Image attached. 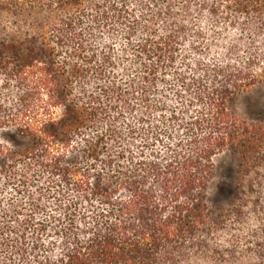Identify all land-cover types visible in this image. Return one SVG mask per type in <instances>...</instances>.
Returning <instances> with one entry per match:
<instances>
[{
  "label": "trees",
  "instance_id": "obj_1",
  "mask_svg": "<svg viewBox=\"0 0 264 264\" xmlns=\"http://www.w3.org/2000/svg\"><path fill=\"white\" fill-rule=\"evenodd\" d=\"M253 47L264 0H0V264H264Z\"/></svg>",
  "mask_w": 264,
  "mask_h": 264
},
{
  "label": "rangeland",
  "instance_id": "obj_2",
  "mask_svg": "<svg viewBox=\"0 0 264 264\" xmlns=\"http://www.w3.org/2000/svg\"><path fill=\"white\" fill-rule=\"evenodd\" d=\"M230 113L251 123L264 122V89L256 86L253 89L238 94L228 103ZM0 144L16 148L21 141L12 131L0 130ZM236 170L235 159L228 153L218 157L215 161V176L211 183L208 205L210 208H224L231 197L233 176Z\"/></svg>",
  "mask_w": 264,
  "mask_h": 264
},
{
  "label": "clouds",
  "instance_id": "obj_3",
  "mask_svg": "<svg viewBox=\"0 0 264 264\" xmlns=\"http://www.w3.org/2000/svg\"><path fill=\"white\" fill-rule=\"evenodd\" d=\"M199 8H200V5L196 4V5L193 6L192 11L194 13H196ZM253 51L257 52V55L260 58L261 63L264 64V48L257 49L255 47H253L251 49V51H249L248 55H251ZM257 227H264V217H262L257 222V224L253 225V228H257ZM197 260H198V258L193 256V257H191V259L189 261H187V264H197Z\"/></svg>",
  "mask_w": 264,
  "mask_h": 264
}]
</instances>
